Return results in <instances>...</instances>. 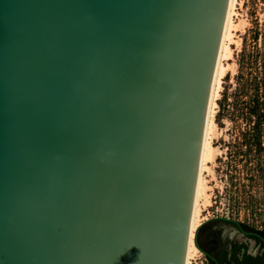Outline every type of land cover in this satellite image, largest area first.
Here are the masks:
<instances>
[{
    "label": "water",
    "instance_id": "95a60500",
    "mask_svg": "<svg viewBox=\"0 0 264 264\" xmlns=\"http://www.w3.org/2000/svg\"><path fill=\"white\" fill-rule=\"evenodd\" d=\"M233 1L0 0V264H186Z\"/></svg>",
    "mask_w": 264,
    "mask_h": 264
},
{
    "label": "rangeland",
    "instance_id": "374dc122",
    "mask_svg": "<svg viewBox=\"0 0 264 264\" xmlns=\"http://www.w3.org/2000/svg\"><path fill=\"white\" fill-rule=\"evenodd\" d=\"M234 1L230 34L225 42L229 48L221 61L223 73L214 89L208 132L210 156L203 167L202 191L197 201L198 220L201 224L211 218L225 217L264 231V176L256 179L257 184L252 182L247 168L255 164V158L252 154H234L244 149L235 141L237 127L243 128L244 121L232 116L234 95L240 83L239 72L247 78L253 74L260 76L254 64L250 69L245 67L239 71L238 54L243 39L249 37V29H254L256 24L259 29L257 46L263 51L264 0ZM241 98L246 99L244 95ZM197 242L211 251L210 255L218 264H264V245L241 234L230 223H206L198 232ZM189 262L211 264L201 252L193 254Z\"/></svg>",
    "mask_w": 264,
    "mask_h": 264
},
{
    "label": "trees",
    "instance_id": "16d2710c",
    "mask_svg": "<svg viewBox=\"0 0 264 264\" xmlns=\"http://www.w3.org/2000/svg\"><path fill=\"white\" fill-rule=\"evenodd\" d=\"M259 29L256 24L254 29H249V37L242 41V48L238 54V66L240 68L256 65L260 76L255 74L245 77L244 74H238L239 89L234 95L232 105V116L244 121V127L239 124L235 141L242 148L234 152L235 155L252 154L255 158V164L247 168L250 173V179L257 184L256 179L264 176V47L261 52L257 46V37ZM258 60H260L258 62ZM259 64V65H258ZM244 95L246 99H242ZM252 95V96H249ZM249 96V97H248ZM241 228L247 232H255L264 238V231L254 230L245 224L239 223ZM199 247L210 254L204 246L198 243ZM211 264H214L207 258Z\"/></svg>",
    "mask_w": 264,
    "mask_h": 264
},
{
    "label": "bare ground",
    "instance_id": "6f19581e",
    "mask_svg": "<svg viewBox=\"0 0 264 264\" xmlns=\"http://www.w3.org/2000/svg\"><path fill=\"white\" fill-rule=\"evenodd\" d=\"M234 2L233 1V5H234ZM232 10H233V6H232ZM232 10H231V15H230V19H229V24H228V28H227V33H226V37H225V42L226 40L228 39V36H229V29H230V26H231V22H232V19H231V16H232ZM224 42V47H223V51H222V56H221V60H220V65H219V69H218V74H217V78H216V83L215 85L219 82V79L223 73V66H222V59L223 57H225L226 55V51L227 49V46H226V43ZM229 55V54H228ZM227 58V57H226ZM225 69V68H224ZM216 95V94H215ZM214 97V96H213ZM212 113V112H211ZM211 120V119H210ZM210 126V125H209ZM211 127V126H210ZM211 129V128H209ZM209 135V134H208ZM209 138V137H208ZM209 140L207 139V146H206V153H205V160H207V158H209L210 156V147H209ZM204 160V162H205ZM202 182V181H201ZM201 186H200V190H199V195H201ZM199 195H198V198H199ZM198 201V200H197ZM199 211L197 210V204H196V209H195V214H194V219H193V223H192V228H191V233H190V237H189V242H188V247H187V253H186V264H190L189 260L191 258V256L193 257V254L195 255L197 252H199L197 250V248L193 245V236H194V231L195 229L199 226V220H198V214ZM233 234V233H232Z\"/></svg>",
    "mask_w": 264,
    "mask_h": 264
},
{
    "label": "flooded vegetation",
    "instance_id": "af4514ba",
    "mask_svg": "<svg viewBox=\"0 0 264 264\" xmlns=\"http://www.w3.org/2000/svg\"><path fill=\"white\" fill-rule=\"evenodd\" d=\"M231 224V223H230ZM234 225V224H233ZM253 238V237H252ZM255 239V238H254ZM257 240V239H256ZM259 241V240H258ZM262 244V243H261Z\"/></svg>",
    "mask_w": 264,
    "mask_h": 264
}]
</instances>
